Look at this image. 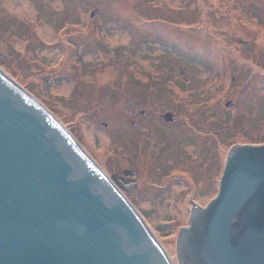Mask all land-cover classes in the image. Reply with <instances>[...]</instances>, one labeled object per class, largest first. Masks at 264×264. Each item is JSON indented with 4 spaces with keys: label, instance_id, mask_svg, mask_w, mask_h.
<instances>
[{
    "label": "rangeland",
    "instance_id": "obj_1",
    "mask_svg": "<svg viewBox=\"0 0 264 264\" xmlns=\"http://www.w3.org/2000/svg\"><path fill=\"white\" fill-rule=\"evenodd\" d=\"M0 69L110 178L127 167L138 171L143 191L126 197L173 264L179 231L190 221L186 174L194 166L181 167L183 180L169 177L168 191L145 183L179 175L177 158L198 157L194 147L197 153L208 139L213 148L202 159L218 157L207 162L209 188L198 194L209 204L231 148L264 144V0H0ZM129 103L169 111L181 103L193 141L176 138L162 156L153 143L142 150L147 138L133 126L140 113L132 116ZM152 116L143 124L155 121L158 138L168 135Z\"/></svg>",
    "mask_w": 264,
    "mask_h": 264
},
{
    "label": "water",
    "instance_id": "obj_2",
    "mask_svg": "<svg viewBox=\"0 0 264 264\" xmlns=\"http://www.w3.org/2000/svg\"><path fill=\"white\" fill-rule=\"evenodd\" d=\"M116 177L0 69V264H173ZM179 264H264V144L236 145Z\"/></svg>",
    "mask_w": 264,
    "mask_h": 264
},
{
    "label": "flooded vegetation",
    "instance_id": "obj_3",
    "mask_svg": "<svg viewBox=\"0 0 264 264\" xmlns=\"http://www.w3.org/2000/svg\"><path fill=\"white\" fill-rule=\"evenodd\" d=\"M249 78H250V80H253L254 77L249 75L248 79ZM178 91H181V89H178ZM129 105L134 107V108H132V112H133L132 116L133 115L138 116L136 114L140 113V118L138 119V121L132 120V123H133V126L135 127V125H136V127L139 128L140 133L145 135L144 137L147 138V140H145L146 143L143 145V147H141L142 150L149 151L150 148H152L151 146L153 143L156 145L155 148L153 147V150H156L158 152L157 156H160V155L162 156L163 154H169L168 152L170 151V148H172L173 146L176 145V142H175V141H177L176 138H179L183 142V145L185 143L190 145L191 144L190 142L193 141L192 138H194V137L191 136V134L188 133V131H187V130L190 131V129H191V121H190L191 115L189 113H186V111L184 109H182L181 103L174 104V105L170 104L171 106H173V108H176V110L171 109L170 111L166 109V107H165L166 104H163V106L158 105V106H156V108H158V109H154V110L150 109L149 106L147 109H145V107L142 106L145 104H138V103H132L131 104V103H129ZM182 110H184V111H182ZM148 115L149 116L154 115L157 118H161L163 120V122H165L167 124V126L170 128L169 130L171 132L169 134L166 133L168 135H165L162 138H160V137L158 138L157 133H158V130H160V128L158 127V124L155 121H154V124L152 122H149L147 124H143V122H144L143 118L148 116ZM195 123H198V121H195ZM216 123L218 125H220V123L218 121ZM173 125H175V127ZM219 129L221 130L222 127L221 128L219 127ZM193 130H194L193 132L195 135L198 133L199 135H202V137L203 136L206 137L204 135V132H200V133H202V134H200L195 129H193ZM219 132L220 131L215 132L216 137L221 136V134ZM208 143H209V140L204 139V141H203L204 146L201 147L197 153L195 152V147H194V149H193L194 154L192 153V156L196 157L199 154V156L196 158H189V155H188V158H186V159L177 158V162H178L177 165H179V168H178L179 169L178 170L179 175L176 172H171V173L166 174V175L164 174V176L162 177V179L160 180L159 183L152 182V185H151L150 183L145 181L146 182L145 185L148 188L150 187L151 190L155 189L158 191H165V190L167 191L172 186H174V184L170 183L169 177H171V179L178 177V180H180V179L183 180L182 178L185 174L181 175V172L183 171L182 168H188V166H190V168H191L194 166L193 167L194 170L190 171V173L186 174L189 177L188 181L191 182V184L188 183V185H187V187L189 188V192H190V196H189L187 203L192 208H193V206L205 208L208 205V203L205 205H201V203L199 202V199H200L199 197L201 195L200 192H206L209 188L208 182L210 181V179H209L210 176L208 175V171H209V169L207 167L208 166L207 165L208 160L204 161L202 159L203 158L202 155L206 154V148L208 146L210 147V144L208 145ZM189 145H187V147H189ZM183 147H185V146H183ZM212 148H213V146L210 147V149H212ZM177 150H178V148H177ZM215 151L219 153L218 149H216ZM179 154H181V152ZM171 156L172 155H170L169 157H171ZM222 156H223V153H222ZM178 157H180V155ZM217 157L218 156H215L209 162L213 165L214 160ZM167 159H168L167 162H169L170 159L169 158H167ZM171 159H172V157H171ZM141 160H142L141 162H144V159H141ZM144 164L145 163H143V166H144ZM223 170H224V166H223L222 171H221L222 173H223ZM176 171H177V169H176ZM113 175H115L118 179L120 178L119 180L121 181V185L125 189L124 193L126 194V196H127V194H134V193L143 191L142 186H141L143 178L141 179L138 171L135 168L127 167L125 169H122L121 172H119V173H117V172L113 173ZM221 176H222V174H221ZM211 178H214V180L216 179V177H213V176H211ZM143 182H144V180H143ZM177 182L178 181H176V183ZM135 187H136V189H135ZM198 193H200V195Z\"/></svg>",
    "mask_w": 264,
    "mask_h": 264
},
{
    "label": "bare ground",
    "instance_id": "obj_4",
    "mask_svg": "<svg viewBox=\"0 0 264 264\" xmlns=\"http://www.w3.org/2000/svg\"><path fill=\"white\" fill-rule=\"evenodd\" d=\"M91 159H92V157H91ZM93 161H94V159H92ZM95 162V161H94ZM96 163V162H95ZM97 164V163H96ZM98 165V164H97ZM99 167H100V165H98ZM101 169H102V167H100ZM105 175H107L108 177H110L107 173H105ZM120 179V178H119ZM135 189H136V187H135ZM168 191V190H167ZM123 195H124V197L125 198H127L126 197V194H124L123 193ZM134 207V206H133ZM144 221V220H143ZM145 222V221H144ZM146 224V223H145ZM189 224H190V221H189ZM147 225V224H146ZM148 227V226H147ZM187 227H189V225L187 226ZM148 229L151 231V229L148 227ZM152 232V231H151ZM152 234H153V232H152ZM165 252H166V250H165ZM167 253V255H168V252H166ZM169 256V255H168Z\"/></svg>",
    "mask_w": 264,
    "mask_h": 264
}]
</instances>
